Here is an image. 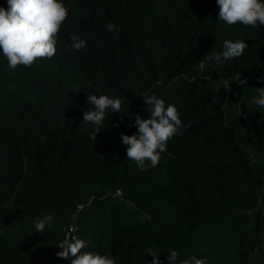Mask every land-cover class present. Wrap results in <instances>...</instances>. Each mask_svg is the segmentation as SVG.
Returning <instances> with one entry per match:
<instances>
[{
  "label": "trees",
  "instance_id": "1",
  "mask_svg": "<svg viewBox=\"0 0 264 264\" xmlns=\"http://www.w3.org/2000/svg\"><path fill=\"white\" fill-rule=\"evenodd\" d=\"M62 2L51 59L13 70L0 52V264H70L56 255L70 223L91 242L83 251L116 264H150V251L169 264L172 250L175 264H264V109L252 103L264 87V25H226L216 0ZM73 33L86 48L70 50ZM225 39L248 47L201 72ZM92 94L123 100L96 140L82 121ZM153 94L177 107L182 127L159 165L140 171L121 133L138 131L133 114L149 118L143 96ZM45 214L53 225L36 233Z\"/></svg>",
  "mask_w": 264,
  "mask_h": 264
},
{
  "label": "clouds",
  "instance_id": "2",
  "mask_svg": "<svg viewBox=\"0 0 264 264\" xmlns=\"http://www.w3.org/2000/svg\"><path fill=\"white\" fill-rule=\"evenodd\" d=\"M220 11L218 20L228 26L237 23L245 27L264 25V2L261 0H216ZM68 8L62 0H7V7H0V52L7 59L8 66L15 70L17 66L31 67L41 59H51L57 52L59 42L58 33L66 22ZM109 32L119 31L116 25L107 24ZM70 50L80 51L87 47V42L73 33L70 36ZM248 44L243 40L230 39L223 41L222 51L204 56L198 63L203 72L209 63L222 64L229 59L243 55ZM244 81H240L243 84ZM257 83H264V77ZM226 91H231L227 81L223 82ZM219 92L220 88L217 87ZM257 95L252 103L264 109V87L256 88ZM87 107L83 111L82 121L92 125L94 131L91 139L96 140V134L108 117L109 112L119 113L123 100L120 97L108 95H87ZM148 105L150 116L144 119L139 114H133L132 125L138 131L133 135L121 133V141L126 148V158L133 161L140 171H146L159 165L162 153L167 150V142L175 136L182 127L179 111L174 104L158 98L156 95L143 96ZM118 126V125H114ZM54 217L45 214L33 220L36 233H44L51 227ZM91 242L75 236H66L57 246L58 258L69 259L70 264H116V258L110 255H101L93 251H83ZM154 259L150 264H160L159 255L155 251L149 253ZM178 253L172 250L166 257L169 264H175ZM181 264H207V258L192 256Z\"/></svg>",
  "mask_w": 264,
  "mask_h": 264
},
{
  "label": "built area",
  "instance_id": "3",
  "mask_svg": "<svg viewBox=\"0 0 264 264\" xmlns=\"http://www.w3.org/2000/svg\"><path fill=\"white\" fill-rule=\"evenodd\" d=\"M82 208V206H78L77 207V211H79L80 209ZM76 216V214H73L71 216V220L74 219V217ZM76 227L74 226V224L70 223L69 226L65 229V232H64V237L63 239L66 237V236H75L77 237V232H76ZM62 239V240H63ZM58 251H60V249H58ZM52 256L53 255H49V256H45V257H41L38 259L37 261V264H49V262L52 260Z\"/></svg>",
  "mask_w": 264,
  "mask_h": 264
},
{
  "label": "rangeland",
  "instance_id": "4",
  "mask_svg": "<svg viewBox=\"0 0 264 264\" xmlns=\"http://www.w3.org/2000/svg\"><path fill=\"white\" fill-rule=\"evenodd\" d=\"M262 212H263V214H264V206L262 207ZM263 239V243H262V245H261V248H262V250L264 249V238H262Z\"/></svg>",
  "mask_w": 264,
  "mask_h": 264
}]
</instances>
